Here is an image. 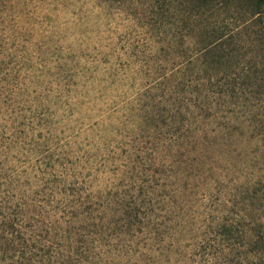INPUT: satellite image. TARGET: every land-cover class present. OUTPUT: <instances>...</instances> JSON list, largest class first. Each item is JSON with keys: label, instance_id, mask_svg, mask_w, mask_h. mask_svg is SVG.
<instances>
[{"label": "rangeland", "instance_id": "obj_1", "mask_svg": "<svg viewBox=\"0 0 264 264\" xmlns=\"http://www.w3.org/2000/svg\"><path fill=\"white\" fill-rule=\"evenodd\" d=\"M139 12L135 0H0L2 189L73 238L84 237L86 208H177L183 189L203 218L242 172L264 182V161L242 157L245 144L214 145L211 156L227 151L225 182L212 191L220 201L204 198L211 184L184 168L173 132L185 110L182 47L169 34L160 40Z\"/></svg>", "mask_w": 264, "mask_h": 264}, {"label": "trees", "instance_id": "obj_2", "mask_svg": "<svg viewBox=\"0 0 264 264\" xmlns=\"http://www.w3.org/2000/svg\"><path fill=\"white\" fill-rule=\"evenodd\" d=\"M135 4L139 19L152 32L162 31L160 40L169 34L182 47L185 110L173 132L183 137L184 168L197 166V179L211 184L204 198L218 201L212 191L225 182L219 160L227 151L216 157L209 148L243 143L242 157L264 161L258 147L264 150V0ZM245 175L237 174L241 182L224 191L214 215L208 207L209 216L200 218L195 200L182 189L177 208L126 206L110 209V218L86 208L84 237L76 238L58 220L30 210L23 197H11L0 181V264H264V182L250 183ZM58 230L64 232L60 238L53 234Z\"/></svg>", "mask_w": 264, "mask_h": 264}]
</instances>
